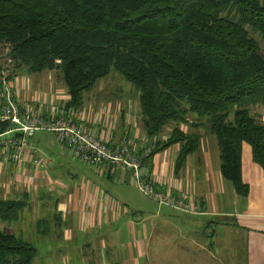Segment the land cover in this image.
<instances>
[{"label":"crops","instance_id":"1","mask_svg":"<svg viewBox=\"0 0 264 264\" xmlns=\"http://www.w3.org/2000/svg\"><path fill=\"white\" fill-rule=\"evenodd\" d=\"M10 82L23 108L65 114L112 147L139 150L155 141L144 129L139 91L138 100L106 88L85 91L75 106L61 69H16ZM184 129L200 135L198 149L181 164L179 144L153 151L142 175L191 209L158 203L131 172L112 175L107 165L74 157L56 133L38 131L20 162L0 148V199L22 202L19 217L0 221V231L72 244L58 247L56 264H264V169L252 146H242L244 195L222 173L216 136L203 125Z\"/></svg>","mask_w":264,"mask_h":264},{"label":"trees","instance_id":"2","mask_svg":"<svg viewBox=\"0 0 264 264\" xmlns=\"http://www.w3.org/2000/svg\"><path fill=\"white\" fill-rule=\"evenodd\" d=\"M230 6L239 21L222 15ZM244 24L264 39V0H0V43L10 46L13 71L61 69L75 106L120 72L140 93L153 153L179 144L181 164L201 143L184 126L203 125L217 138L222 173L246 195L245 142L264 169V110H255L264 108V55ZM21 206L0 199V221L16 220ZM37 251L0 231V264H32Z\"/></svg>","mask_w":264,"mask_h":264},{"label":"built area","instance_id":"3","mask_svg":"<svg viewBox=\"0 0 264 264\" xmlns=\"http://www.w3.org/2000/svg\"><path fill=\"white\" fill-rule=\"evenodd\" d=\"M12 72L13 69L6 67L0 73V148L8 151L14 162L24 159L30 140L38 131L53 132L72 151L74 157L94 166L107 165L112 175L129 171L146 196L162 205L191 209L185 198H178L169 192L164 193L142 175L144 160L156 149V141L153 145L139 150L130 143L112 147L65 114L45 116L40 109L23 108L10 82ZM34 160L36 163L41 162L38 157Z\"/></svg>","mask_w":264,"mask_h":264},{"label":"rangeland","instance_id":"4","mask_svg":"<svg viewBox=\"0 0 264 264\" xmlns=\"http://www.w3.org/2000/svg\"><path fill=\"white\" fill-rule=\"evenodd\" d=\"M235 9H236L235 6H230V7L223 10L222 15L239 21L240 18H239ZM244 25L248 28V30L250 31L252 36L256 37L259 40L261 52L264 55V39L261 38L256 32L251 30L250 25H248V24H244ZM10 50L11 49H10L9 45L0 43V60L2 62L5 63L7 58H9L8 55L10 53ZM11 59L12 58H9L10 61H11ZM0 65H1V63H0ZM4 67L13 68L10 65V63H7ZM0 73H1V71H0ZM12 74H14V71L12 72ZM100 88H106V94H112L115 91L114 97L118 96V95H125V96L134 97L136 95L137 100L139 99L138 94H137L138 90L136 89V86L131 81H129L123 74H121L118 71H112L105 78L98 80L97 83L92 88L86 90V92H88L89 94H94ZM99 95H102V94H99ZM255 110L261 112L264 110V108L261 106H258ZM255 110H254V112H255ZM190 118L192 120L195 119L194 117H190ZM172 126H173V124H172ZM187 126H190V125L188 124ZM21 235L24 236L25 238H29L30 233H24ZM37 238H34L32 240L34 245H36L38 248V251H37L38 255L35 257L32 264H56L57 258H60L59 256L54 255L55 253H57L58 247L62 246L61 249L63 250V248H64L63 246H65L66 248H68V246H70V247L72 246V244H70L66 241H63L62 238H58L57 240H55V239H51L49 236L44 237L42 234L38 235ZM57 254H59V253H57ZM72 257L73 256H71L70 258H72Z\"/></svg>","mask_w":264,"mask_h":264},{"label":"water","instance_id":"5","mask_svg":"<svg viewBox=\"0 0 264 264\" xmlns=\"http://www.w3.org/2000/svg\"><path fill=\"white\" fill-rule=\"evenodd\" d=\"M2 132V129H0V133Z\"/></svg>","mask_w":264,"mask_h":264}]
</instances>
